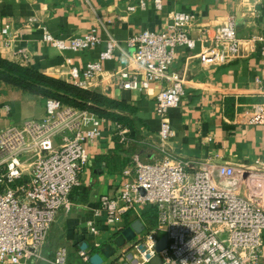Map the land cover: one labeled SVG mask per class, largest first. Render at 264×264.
I'll return each instance as SVG.
<instances>
[{"label":"built area","instance_id":"obj_1","mask_svg":"<svg viewBox=\"0 0 264 264\" xmlns=\"http://www.w3.org/2000/svg\"><path fill=\"white\" fill-rule=\"evenodd\" d=\"M194 22L191 13H175L166 32L145 30L132 37L129 45L135 52L130 65L112 75L127 91L144 93L153 84H162L156 104L163 158L143 163L136 157V169L125 170L126 180L118 193L101 197L96 222L87 224L96 239L91 248L80 252L85 264L129 226L124 221L126 214L140 217L149 206L158 209L157 226L146 228L144 236L134 242L130 264H150L158 255L157 242L165 235L168 248L160 253L162 264H264V209L256 201L264 199V158L250 170L176 158L171 153L173 132L167 120L185 95L184 77L171 71L176 49L193 50L199 43L197 58L203 67L225 66L242 58L243 51L264 57V35L240 40L232 18L203 28L194 38L190 32ZM3 34L11 38L9 26ZM45 39L63 51L88 50L100 43L95 32L68 43L54 40L47 32ZM118 48L117 41L111 40L102 60L111 59ZM24 62L30 60L25 57ZM103 72L101 63L90 64L83 80L72 72L73 83L84 88ZM46 112L43 121L28 120L0 132V264L43 260L42 249L51 228L60 211H69L71 195L90 161L85 145L100 138L108 122L54 99H47ZM248 122L264 125V103L253 109ZM118 131L126 142L128 129L118 125ZM237 174L249 175L247 197L215 180L230 183ZM101 219L113 229L109 239H103L97 224ZM68 259V248L60 247L50 264H68ZM120 260L111 264H122Z\"/></svg>","mask_w":264,"mask_h":264},{"label":"crops","instance_id":"obj_2","mask_svg":"<svg viewBox=\"0 0 264 264\" xmlns=\"http://www.w3.org/2000/svg\"><path fill=\"white\" fill-rule=\"evenodd\" d=\"M156 1H160L157 4ZM195 15L191 35L197 38L207 26L236 20L237 36L246 41L264 35V0H0V56L48 76L73 83L72 72L82 74L90 64L101 63L103 74L88 82L85 89L115 100H126L135 108L128 129V140L122 142L118 124L108 121L94 142H87L90 161L80 176V185L71 195L69 211L63 209L54 222L45 246L43 260L27 264H50L57 250H69L68 264H79L81 243L92 247L96 237L87 224L96 222L95 211L104 195L114 196L126 180L125 170L135 171V159L143 163L161 160L156 96L162 88L155 83L144 92L121 89L113 73L127 68L135 49L132 37L149 30L166 32L171 15ZM10 27L11 38L3 34ZM46 32L54 40L68 43L95 32L100 43L91 49L63 51L45 39ZM111 40L119 48L111 59L102 60ZM195 49H176L171 71L185 79V95L180 105L170 111L174 157L229 165L239 169H255L264 158V125H251L248 117L256 106L264 103V57L243 51V57L225 66L203 67ZM27 57L30 63L25 64ZM47 99L24 93L0 82V132L25 121L47 118ZM247 174H237L230 182L216 177L219 185L248 196ZM264 209V199H256ZM133 217H137L133 214ZM98 221L103 239H109L112 228ZM85 264V263H83Z\"/></svg>","mask_w":264,"mask_h":264},{"label":"trees","instance_id":"obj_3","mask_svg":"<svg viewBox=\"0 0 264 264\" xmlns=\"http://www.w3.org/2000/svg\"><path fill=\"white\" fill-rule=\"evenodd\" d=\"M0 82L24 93L54 99L61 104L78 110L89 111L100 118L114 121L124 128L132 124L131 116L135 108L126 100H115L98 92L85 89L75 83L48 76L24 65L0 56ZM133 212L124 216L126 225L141 219L147 230L157 226L158 209L149 206L140 217H133Z\"/></svg>","mask_w":264,"mask_h":264},{"label":"water","instance_id":"obj_4","mask_svg":"<svg viewBox=\"0 0 264 264\" xmlns=\"http://www.w3.org/2000/svg\"><path fill=\"white\" fill-rule=\"evenodd\" d=\"M146 231V226L141 219H137L132 222L127 228L123 229L119 235L116 236L114 241L104 246L100 252L95 253L90 258V264H104L105 259H112L117 249L124 248L128 243L134 241L138 235H141ZM82 251L89 249V244L83 242L80 245ZM168 248V237L165 235L156 244L155 249L158 255L151 260L150 264H162L163 259L160 255L161 252Z\"/></svg>","mask_w":264,"mask_h":264},{"label":"rangeland","instance_id":"obj_5","mask_svg":"<svg viewBox=\"0 0 264 264\" xmlns=\"http://www.w3.org/2000/svg\"><path fill=\"white\" fill-rule=\"evenodd\" d=\"M144 234H145V232L142 233L141 235H138L134 241L128 243L124 248L117 249V252H116L115 256L112 259H110V260L105 259V264H111L116 259H121L120 262L122 264L126 263V262L128 264L132 263L133 260L131 258L128 259V257H130L131 254H133L131 247L133 246L134 242H137L141 237L144 236ZM124 254H125V256L123 257ZM78 263L79 264H83L80 260L78 261Z\"/></svg>","mask_w":264,"mask_h":264}]
</instances>
